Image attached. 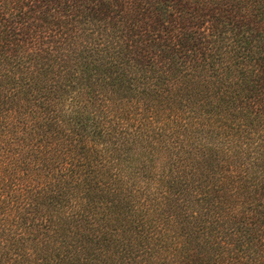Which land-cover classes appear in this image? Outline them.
<instances>
[{"label":"trees","instance_id":"1","mask_svg":"<svg viewBox=\"0 0 264 264\" xmlns=\"http://www.w3.org/2000/svg\"><path fill=\"white\" fill-rule=\"evenodd\" d=\"M0 264H264V0H0Z\"/></svg>","mask_w":264,"mask_h":264}]
</instances>
